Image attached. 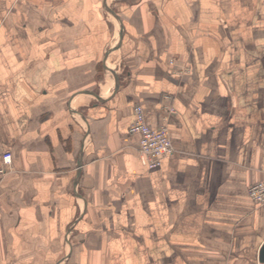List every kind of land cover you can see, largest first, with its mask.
<instances>
[{"label":"crops","instance_id":"obj_1","mask_svg":"<svg viewBox=\"0 0 264 264\" xmlns=\"http://www.w3.org/2000/svg\"><path fill=\"white\" fill-rule=\"evenodd\" d=\"M260 179L264 0H0V264H264Z\"/></svg>","mask_w":264,"mask_h":264},{"label":"built area","instance_id":"obj_2","mask_svg":"<svg viewBox=\"0 0 264 264\" xmlns=\"http://www.w3.org/2000/svg\"><path fill=\"white\" fill-rule=\"evenodd\" d=\"M171 67L176 66L175 57L169 59ZM173 69V68H172ZM186 69H174L181 72ZM134 119L129 126V133L137 135L140 142L139 153L142 162L149 168H155L161 164L162 158L174 151V145L166 125L155 128L148 124L143 105L137 103L133 109ZM12 160L11 152L2 157L1 172H5L6 165ZM250 197L259 204H264V179L257 180L249 185Z\"/></svg>","mask_w":264,"mask_h":264},{"label":"rangeland","instance_id":"obj_3","mask_svg":"<svg viewBox=\"0 0 264 264\" xmlns=\"http://www.w3.org/2000/svg\"><path fill=\"white\" fill-rule=\"evenodd\" d=\"M102 88H103V85H102ZM103 90H104V88H103Z\"/></svg>","mask_w":264,"mask_h":264}]
</instances>
